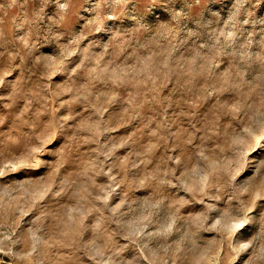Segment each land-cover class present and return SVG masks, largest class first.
Masks as SVG:
<instances>
[{
    "label": "clouds",
    "instance_id": "clouds-1",
    "mask_svg": "<svg viewBox=\"0 0 264 264\" xmlns=\"http://www.w3.org/2000/svg\"><path fill=\"white\" fill-rule=\"evenodd\" d=\"M247 3L235 0L223 21L211 10L216 19L171 9L173 23L161 22L143 42L113 38L132 47L120 63L111 44L99 54L77 49L83 59L66 48L37 61L46 78L67 81L53 95L89 115L34 127L19 155L0 159V177L21 168L40 175L50 161L39 157L58 130L61 139L96 147L69 175L59 172L64 149H49L60 156L50 178L0 192V209L16 214L0 230V254L11 264H264V165L243 176L264 140V17L252 19ZM56 4L64 15L70 0ZM22 84L23 77L13 96L29 107L51 90L42 83L21 95Z\"/></svg>",
    "mask_w": 264,
    "mask_h": 264
},
{
    "label": "rangeland",
    "instance_id": "rangeland-1",
    "mask_svg": "<svg viewBox=\"0 0 264 264\" xmlns=\"http://www.w3.org/2000/svg\"><path fill=\"white\" fill-rule=\"evenodd\" d=\"M63 2L64 0H61V3ZM234 2L235 0H200L199 4H196L195 0H120L117 4L114 0H70L67 13L61 15L56 0H0V76L5 80V87H0V97H3L0 99V159L19 155L23 151L25 134L31 133L36 126L42 129L49 121L58 119L62 114L76 117L75 120L69 121L70 124L78 122L82 118L81 113L83 117L89 115V112L81 109L78 104L63 105L64 101L70 99L69 96L53 95L58 87L67 81L59 74L46 78L43 68L37 66L41 57L55 58L64 49L72 48L76 56L83 59L79 50L91 48L94 53L99 54L103 52L105 44H111L108 51L112 55L119 52L117 63H120L132 51V47H117L114 37L132 38L133 43L136 39L143 42L155 33L161 22L173 23L169 12L171 9H183L193 19H199L202 15L216 19L217 17L211 15V12H215L223 21ZM245 11L252 19L264 17V0H248ZM38 14H42L44 19L38 20ZM130 16L134 19L130 20ZM244 18L247 17L242 12L241 19ZM183 37L184 33H179L178 39ZM194 42L195 38H192L186 47H193ZM119 43L123 44L124 41ZM28 47L32 49V56H27ZM76 56L71 59L75 60ZM108 59L106 56L105 60ZM221 67L227 71V62ZM21 77L24 78L21 95L24 89L33 93L39 92L42 83H48L51 90L40 92L42 98L33 100L29 107L24 99L13 96L16 92L15 84ZM167 94L162 92L161 99ZM229 99L228 93L220 97L222 103H227ZM120 131L123 132L124 129ZM60 135L58 130L53 142L45 147L44 153L39 157L50 161L40 175H35L40 172L38 168H21L19 171L6 172L0 177V192L28 179L40 181L50 178L60 156L49 155V149L56 152L64 149L65 162L59 172L61 175H69L77 169L80 159L96 147L94 144L70 143L68 136L61 139ZM260 144L262 146L256 147L249 154L248 162L251 167L243 173L244 177L256 175V171L264 165V140L260 141ZM8 166L14 167L10 159ZM22 172H30L33 175L23 177ZM15 219L16 214L0 209V225H5V228L0 230H6L7 225L12 224ZM0 264H11L9 257L0 254Z\"/></svg>",
    "mask_w": 264,
    "mask_h": 264
}]
</instances>
